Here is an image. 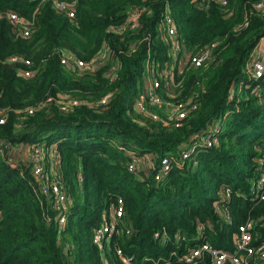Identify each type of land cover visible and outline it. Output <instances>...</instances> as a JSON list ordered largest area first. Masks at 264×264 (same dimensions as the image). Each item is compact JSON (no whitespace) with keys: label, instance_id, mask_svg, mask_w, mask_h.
<instances>
[{"label":"trees","instance_id":"1","mask_svg":"<svg viewBox=\"0 0 264 264\" xmlns=\"http://www.w3.org/2000/svg\"><path fill=\"white\" fill-rule=\"evenodd\" d=\"M75 1L70 18L52 0H0V109L7 115L0 124V264H119L114 245L141 261L168 256L176 235L190 246L200 237L214 248L229 249L233 233L248 216L261 219L256 229L264 236V201L249 199L256 158L264 153V72L258 79L245 73L264 38V4L256 9L258 0H228L226 7L194 0ZM165 3L186 47L219 43L218 63L181 73L177 93L194 94L198 101L181 128H165L133 109L147 60L158 63L156 68L172 61V40L157 32ZM133 8H145L140 27L112 32ZM10 12L33 21L29 36L18 34L6 16ZM104 45L108 54L97 68L76 71L60 63L63 51L90 62ZM24 70L33 75L25 77ZM256 86L257 93L251 91ZM107 93V104L100 105ZM72 98L80 104L67 110L56 102ZM29 107L35 108L32 114ZM225 112L218 144L200 147L160 180L154 179L155 170L128 171L126 151L148 153L156 164L165 155L179 157L183 145ZM37 143L55 144L58 175L70 196L62 226L27 156L14 155L23 147L27 154ZM222 186L235 192L224 202L228 216L215 206ZM118 198L122 227L108 237L109 248H98L94 231L108 221ZM162 229L166 242L154 239ZM167 264L183 263L173 257Z\"/></svg>","mask_w":264,"mask_h":264},{"label":"built area","instance_id":"2","mask_svg":"<svg viewBox=\"0 0 264 264\" xmlns=\"http://www.w3.org/2000/svg\"><path fill=\"white\" fill-rule=\"evenodd\" d=\"M31 1V0H30ZM42 3L46 0H37ZM58 12L66 14L72 18L75 16L76 1L68 0H52ZM200 3L201 6L208 7L210 3H216L221 7H226L228 0H194ZM264 0H258L254 3L256 9L263 7ZM145 8L129 9L126 16V21L113 27L112 32L125 33L127 31H135L140 27V18ZM9 22L19 28L18 34L21 36H29L33 31L34 23L28 19L19 17L16 13L10 12L6 14ZM247 21L244 22V25ZM157 32L164 37L172 40L171 46V63L164 64L161 68H156L158 63L147 60L145 66V75L142 89L137 94L134 103V111L145 118L159 122L165 128H181L189 114L197 109L198 101L196 95H188L180 97L177 93V88L180 86L182 79L181 73L185 68L204 69L212 63H218L217 49L218 42H210L202 47L194 50L184 45L181 38L178 36L175 24V18L168 3L164 4L160 20L157 24ZM149 34L145 36L148 39ZM263 39V38H262ZM261 39V40H262ZM260 40V42H261ZM256 45L250 58L245 64V73L251 79H258L264 72V51L260 45ZM130 48L135 49V43H132ZM108 47L104 45L100 55L95 57L90 62H85L76 55L61 52L60 63L68 69L83 71L91 70L99 67L103 60L107 57ZM183 59L184 65L176 71V67ZM25 64H30L29 60H24ZM24 76L33 75L32 70H24ZM240 89V88H239ZM235 88L232 87L229 91V99L234 96ZM251 91L257 93L258 87H254ZM111 93L105 94L99 101L100 105H105L108 102ZM51 100V98H48ZM61 110H67L72 106L80 104L76 98L56 101ZM29 114L35 111V108L29 107L26 109ZM225 112L222 116L212 120L204 131L195 140L190 141L181 147L179 157L174 155H165L156 164L152 156L148 153L142 155H134L126 151L131 160L127 164L129 172L136 173L140 171H154V179L160 180L163 174L167 173L173 166L183 165L185 160L195 154L200 147H212L218 144L217 133L220 130L222 122L227 116ZM7 115L5 110L0 109V124L5 123ZM264 148V144H263ZM27 159L32 164L33 174L40 180L41 190L44 195L51 200L55 210L54 220L62 226L67 220V211L70 196L63 187V181L58 175V155L56 153L55 144L46 145L45 143H37L30 145L27 148ZM46 165L49 169L45 168ZM235 192L230 186H222L219 191V198L215 202L217 209L223 215L228 216L229 211L224 202H229ZM249 199L257 204L264 201V153L256 158V179L252 182V187L249 192ZM123 214V202L121 198L117 199L116 204H112L109 219L105 224L96 228L94 231V241L98 248H109L108 237L118 233L121 229L119 218ZM50 220L49 217H47ZM261 219L248 216L240 223L232 235V245L229 249L214 248L208 242L199 239L190 246L184 242L181 235H176V245L170 251L168 256H158L152 258L149 256L143 257L141 261H137L135 256L128 254L123 249L114 245L115 255H117L119 264H145L151 261L152 264H167L171 258H176L183 264H264V236L260 235L256 229L257 224ZM126 233H129L126 230ZM154 239L161 242H166L167 235L162 229V232L157 231L154 234ZM186 248L185 253L177 250L178 248Z\"/></svg>","mask_w":264,"mask_h":264},{"label":"rangeland","instance_id":"3","mask_svg":"<svg viewBox=\"0 0 264 264\" xmlns=\"http://www.w3.org/2000/svg\"><path fill=\"white\" fill-rule=\"evenodd\" d=\"M262 42H260V44H264V41L263 40H261ZM182 59V61L180 62V64H178L177 65V67H176V71H179V69L180 68H182V66H181V63L184 65V61H183V59L184 58H181ZM24 152H14V155H15V158H25L26 156H27V154H23ZM141 172V171H140ZM145 172H148V170L147 171H145ZM139 173V172H138Z\"/></svg>","mask_w":264,"mask_h":264},{"label":"crops","instance_id":"4","mask_svg":"<svg viewBox=\"0 0 264 264\" xmlns=\"http://www.w3.org/2000/svg\"><path fill=\"white\" fill-rule=\"evenodd\" d=\"M263 41H264V38L262 39ZM262 42V41H261ZM261 45V47H262V49H263V51H264V44H260ZM22 150V152H24L25 153V151H23L24 150V147L21 149ZM23 153V154H24Z\"/></svg>","mask_w":264,"mask_h":264}]
</instances>
